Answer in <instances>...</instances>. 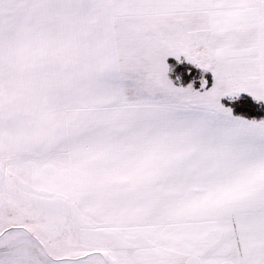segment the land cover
I'll return each instance as SVG.
<instances>
[{"label":"snow or ice","instance_id":"snow-or-ice-1","mask_svg":"<svg viewBox=\"0 0 264 264\" xmlns=\"http://www.w3.org/2000/svg\"><path fill=\"white\" fill-rule=\"evenodd\" d=\"M0 264H264V0H0Z\"/></svg>","mask_w":264,"mask_h":264}]
</instances>
